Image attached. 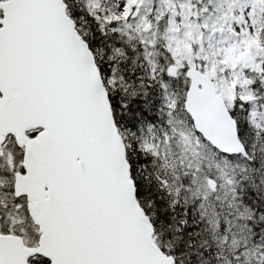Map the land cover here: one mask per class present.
Segmentation results:
<instances>
[{"label":"snow or ice","instance_id":"obj_1","mask_svg":"<svg viewBox=\"0 0 264 264\" xmlns=\"http://www.w3.org/2000/svg\"><path fill=\"white\" fill-rule=\"evenodd\" d=\"M0 264H264V0H0Z\"/></svg>","mask_w":264,"mask_h":264}]
</instances>
